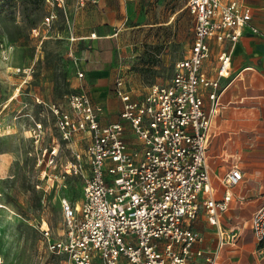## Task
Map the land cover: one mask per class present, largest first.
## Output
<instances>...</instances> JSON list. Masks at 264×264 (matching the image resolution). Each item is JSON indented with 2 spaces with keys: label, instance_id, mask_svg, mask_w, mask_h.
Instances as JSON below:
<instances>
[{
  "label": "built area",
  "instance_id": "2783aa9c",
  "mask_svg": "<svg viewBox=\"0 0 264 264\" xmlns=\"http://www.w3.org/2000/svg\"><path fill=\"white\" fill-rule=\"evenodd\" d=\"M43 2V29H32L40 39L53 36L59 12L67 13L66 0ZM187 6L195 15L189 54L176 60L168 82L152 83L139 97L126 88L125 77L117 75L113 91L121 101L118 120L102 123L103 108L86 90L47 104L61 141L38 150L37 162L47 158V164L60 166L49 175L58 186L69 176L82 179L79 200L61 198L60 235L53 236L44 218L41 223L43 243L64 257V264H119L121 257L128 264H219L222 249L240 236L238 230L224 228L222 213L244 178L241 157L225 174L223 194L217 198L207 149L212 118L223 107L226 86L221 78L231 75L233 50L244 29H257L245 0H188ZM75 39L68 37L70 42ZM211 40L230 43L217 54L216 76L203 70ZM68 55L78 75L84 76V59L72 44ZM42 122H35L40 131ZM79 131L89 139L85 149L71 145ZM65 148L71 149V157L63 160ZM201 209L217 231L214 249L194 248L204 240L191 226ZM249 226L256 242L264 243V201L252 213Z\"/></svg>",
  "mask_w": 264,
  "mask_h": 264
},
{
  "label": "rangeland",
  "instance_id": "374dc122",
  "mask_svg": "<svg viewBox=\"0 0 264 264\" xmlns=\"http://www.w3.org/2000/svg\"><path fill=\"white\" fill-rule=\"evenodd\" d=\"M78 1L66 0L67 13L59 12L50 32L53 36L40 39L32 29L42 25L46 14L43 0H0V264H64V257L50 252L43 243L41 223L44 218L53 236L60 235L61 198L71 202L79 200L82 179L69 176L65 185L58 186L49 175L59 171L60 166L47 164V158L41 164L37 162L38 150L61 141L47 104L59 102L71 92L86 90L104 107L115 96L112 80L118 73L125 74L135 93L143 92L154 82L166 83L174 74L175 60L187 53L193 37L194 16L187 8L176 15L174 28L142 23L166 19L170 12L184 6L186 0L136 2L135 19L129 17L115 29L110 24L104 32H97L101 35L117 32L112 37L99 39L104 46L100 57L113 72L109 75L108 88L104 89L103 101L93 92L96 90L88 69L80 77L68 55L72 42L66 36L73 27L72 11L82 6ZM87 2L91 0H84V4ZM132 22L140 26L126 30ZM114 39L120 45L109 48L107 45ZM130 41H134L131 55V47H126ZM126 57L134 60L127 65L130 66L127 71L121 63ZM131 70L140 75H126ZM40 120L43 121L41 131L35 123ZM73 138L72 146L86 148L89 139L84 133L76 132ZM69 157L71 149L65 148L63 160ZM201 216L203 213L197 220ZM255 245L260 255H264V243ZM125 262L120 260L119 264Z\"/></svg>",
  "mask_w": 264,
  "mask_h": 264
},
{
  "label": "crops",
  "instance_id": "0c3cea01",
  "mask_svg": "<svg viewBox=\"0 0 264 264\" xmlns=\"http://www.w3.org/2000/svg\"><path fill=\"white\" fill-rule=\"evenodd\" d=\"M138 1L97 0L94 2L91 0V2H87L72 11L73 14L71 13L73 15V18L71 17L73 27L70 35L76 37L72 46L76 53L84 59L83 67L85 71L86 68L88 69L87 74L90 75L92 86L96 90L93 91L96 98L99 96L103 101L105 100V98L103 99L105 96L104 89L108 88L109 75H113V72L111 67L106 65L100 57V49L104 46L99 42V39L104 36L112 37L117 32L109 35H101L97 32H104L107 25L110 24H113L115 29L117 25L122 24L129 17L135 19L134 9ZM187 1L181 8L170 12L166 19L157 22H142L143 25L157 28L172 25L174 28L176 15L184 11L185 8L189 10ZM245 2L252 9L251 24L257 29V32H254L249 26L244 29L233 50L231 75L221 78L222 86H226L222 95L223 107L212 118L207 149L211 179L216 189L217 198L222 197V180L232 164L238 160V157H241L240 167L244 173L243 180L234 187L233 200L228 209L222 213L224 228L227 231L238 230L240 236L236 243L225 245L221 252L219 264H264V255H260L261 251L255 245V237L249 226L252 213L264 201V0H245ZM192 15L195 25V15ZM129 25V29H126L128 31L130 28L133 30L135 26H140V24L135 25V22ZM92 32L96 33V37H91ZM70 35L66 37L68 38ZM192 40L193 37L189 49L183 57L189 54ZM113 44L114 49L120 45L114 39L107 46L110 48ZM229 44L228 41L219 44L211 40V54L204 62L203 70L211 76H216L217 54L223 47H229ZM133 45L134 41H130L126 46L132 49L129 52L130 55L133 51ZM176 45L179 44L176 42ZM124 59L125 61L121 63L127 71V67H130L127 65L133 64L134 60H128V57ZM117 75L124 76L125 74L118 73L113 77V88ZM126 75L140 74L131 70ZM125 81L126 88L134 97L145 94L151 85L143 92L135 93L126 78ZM91 97L94 99L93 96ZM112 99L111 103L102 107V123L119 119L121 101L117 96L112 97ZM204 101L205 107H208L209 99L207 96H205ZM200 213H203L204 216L197 220ZM199 214L191 226L203 233L204 240L197 243L194 248L214 249L218 243L216 228L208 222L204 209H201ZM120 260L126 261V264L128 262L125 257H121Z\"/></svg>",
  "mask_w": 264,
  "mask_h": 264
}]
</instances>
